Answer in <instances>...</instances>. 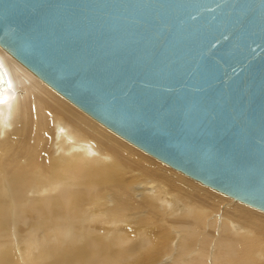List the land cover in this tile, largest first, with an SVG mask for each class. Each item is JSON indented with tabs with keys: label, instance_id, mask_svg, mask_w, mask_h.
<instances>
[{
	"label": "water",
	"instance_id": "1",
	"mask_svg": "<svg viewBox=\"0 0 264 264\" xmlns=\"http://www.w3.org/2000/svg\"><path fill=\"white\" fill-rule=\"evenodd\" d=\"M0 48L130 145L264 213V0H0Z\"/></svg>",
	"mask_w": 264,
	"mask_h": 264
},
{
	"label": "bare ground",
	"instance_id": "2",
	"mask_svg": "<svg viewBox=\"0 0 264 264\" xmlns=\"http://www.w3.org/2000/svg\"><path fill=\"white\" fill-rule=\"evenodd\" d=\"M0 68V264H264V213L130 146L1 48Z\"/></svg>",
	"mask_w": 264,
	"mask_h": 264
},
{
	"label": "rangeland",
	"instance_id": "3",
	"mask_svg": "<svg viewBox=\"0 0 264 264\" xmlns=\"http://www.w3.org/2000/svg\"><path fill=\"white\" fill-rule=\"evenodd\" d=\"M126 143V142H125ZM131 146V145H130ZM140 151V150H139ZM141 152V151H140ZM143 153V152H142ZM144 154V153H143ZM146 155V154H145ZM148 156V155H147ZM150 157V156H149ZM151 158V157H150ZM153 159V158H152ZM160 163V162H159ZM167 167V166H166ZM171 169V168H170ZM173 170V169H172ZM175 171V170H174ZM182 175V174H181ZM184 176V175H183ZM186 177V176H185ZM188 178V177H187ZM189 179V178H188ZM192 180V179H191ZM197 183V182H196ZM213 191V190H212ZM218 193V192H217ZM220 194V193H219ZM222 195V194H221ZM224 196V195H223ZM232 200V199H231ZM233 201H235V200H233ZM236 202V201H235ZM238 202V201H237ZM238 203H240V202H238ZM240 204H242V203H240ZM249 207V206H248ZM250 208V207H249ZM252 209H254V208H252ZM256 210V209H255ZM258 211V210H257ZM259 212H261V211H259ZM261 213H263V212H261Z\"/></svg>",
	"mask_w": 264,
	"mask_h": 264
}]
</instances>
